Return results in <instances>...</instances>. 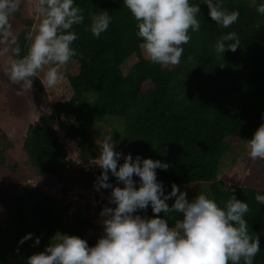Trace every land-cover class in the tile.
Returning a JSON list of instances; mask_svg holds the SVG:
<instances>
[{
	"label": "trees",
	"instance_id": "1",
	"mask_svg": "<svg viewBox=\"0 0 264 264\" xmlns=\"http://www.w3.org/2000/svg\"><path fill=\"white\" fill-rule=\"evenodd\" d=\"M223 2L229 10L239 11L238 21L227 29L212 21L203 0H190L200 6V30L189 31L191 40L182 45L178 65L161 67L144 55L140 47L143 41L136 35L137 22L123 0H74V5L84 10L85 19L72 29L78 36L72 44L77 54L66 69H61L71 96L42 111L29 124L21 142L24 167L58 181L60 195L29 183L13 193L0 180V205L4 207L0 215V264H27V257L43 251L57 233L77 235L89 246L96 244L100 236L88 234L92 226L90 205L72 203L67 196L78 187L95 189L102 170L86 167L98 157L94 137L110 135L116 151L130 153L133 159L139 155L170 165L167 170L156 169L166 194L173 183L179 188L189 184L192 198L203 192L223 207L232 195L230 188H234L237 199L249 205L245 215L249 232L259 237L260 251L254 264H264V204L255 200L257 194L264 195V188L225 186L219 178L221 160L231 157L233 146L238 148L234 144L250 140L264 123V15L256 11L264 0ZM101 10H107L110 25L94 37L91 17ZM19 15L17 11L12 17ZM23 21L26 28L16 35L21 57L27 52L26 35L33 20ZM229 31L237 33L239 47L235 52L217 54L216 40ZM33 84L42 87L39 78H34ZM68 139L75 142V158L69 154ZM7 146L0 138V171L8 168ZM133 179L139 187V177L134 174ZM109 180L123 187L111 173ZM55 182L48 187L56 189ZM98 192L110 196L111 189ZM167 203L171 207L174 198ZM99 212L97 206L96 214ZM137 214L155 215L150 205ZM159 215L170 226L182 218L180 213ZM27 233L33 234L32 239L19 244ZM36 237L40 243L34 247Z\"/></svg>",
	"mask_w": 264,
	"mask_h": 264
},
{
	"label": "clouds",
	"instance_id": "2",
	"mask_svg": "<svg viewBox=\"0 0 264 264\" xmlns=\"http://www.w3.org/2000/svg\"><path fill=\"white\" fill-rule=\"evenodd\" d=\"M212 21L222 28H230L238 21L239 11L229 10L223 0H203ZM21 0H0V56L8 55L5 72L9 80L31 91L33 79L44 87L54 88L63 80L62 68L76 55L72 47L78 39L72 31L85 17L84 10L74 0H36L34 10L40 19L26 35L27 52L20 56L21 47L12 30L10 18L19 10ZM130 10L142 39L144 55L161 67L175 66L183 54L182 45L191 40L189 31L199 32V5L190 0H123ZM264 15V2L256 6ZM107 10L91 17L90 31L99 37L110 25ZM240 39L235 31L222 34L216 40L214 51L222 55L226 50L235 52ZM95 164L101 168L94 188L111 189L106 204L99 213L103 234L94 246L77 236L57 233L49 239L43 251L27 257V264H254L260 251L258 235L249 232L245 215L249 205L232 195L219 206L214 199L198 192L191 200L186 191L175 183L167 194L157 180L156 169L167 170L168 163L151 158L133 159L115 150L112 135L99 144ZM250 157L264 160V123L247 140ZM123 156V163L118 161ZM109 173L123 184L113 185ZM139 177V187L133 176ZM174 198L169 206L167 201ZM258 205L264 204V195L257 194ZM109 205H115L111 207ZM151 206L155 214L149 218L137 214ZM180 213L181 219L170 226L160 213ZM33 234L21 237L19 244L32 239ZM40 243L36 237L33 246ZM18 252L19 249H16Z\"/></svg>",
	"mask_w": 264,
	"mask_h": 264
},
{
	"label": "rangeland",
	"instance_id": "3",
	"mask_svg": "<svg viewBox=\"0 0 264 264\" xmlns=\"http://www.w3.org/2000/svg\"><path fill=\"white\" fill-rule=\"evenodd\" d=\"M35 3L36 0H21L18 10L20 15L10 18L14 35H17L23 28H26L23 19L28 18L33 20L32 24H30V30H33L38 23L40 17L34 10ZM7 61L8 55L0 56V138L5 143H8L5 152L8 168L0 171V180L4 182L5 188L13 193L20 192L21 187L29 183L32 186L40 185L44 189H49L54 196H58L60 195L57 189L60 186L58 181L55 182L50 178L35 175L24 167L25 155L21 150V142L29 124L37 120L42 111H49L53 103L68 99L71 96L67 79L63 74V80L54 88L44 87L41 83V88L33 84L31 91H23L20 85L13 84L9 80L5 72ZM128 67L129 65L126 64L125 70ZM38 78L42 80L43 74L41 73ZM100 138L94 137V141H97L95 150L98 155L100 151L99 144L103 141V138ZM66 141L69 154L72 158H75L77 154L75 142L69 139ZM234 145H238V148L233 146L234 152L230 154L231 157L227 155L228 157L221 160L222 167L219 178L224 181L225 186L232 184L264 188V161L260 159L253 160L250 157L246 141L240 139ZM233 155L235 156L234 160ZM94 162L95 160L86 166L91 171H94L98 167ZM54 182L56 189L52 190L48 185ZM180 190L186 191L188 199H192L191 191L193 187L191 185H184ZM78 192L84 195L80 196ZM108 197L102 192L88 187H78L69 192L67 198L72 203H88L90 205L89 212L92 226L88 230V234L95 236L103 234L102 218L99 214H96V210L97 206H99L101 211L108 204ZM109 206L115 207V205ZM3 212L4 207L0 205V215Z\"/></svg>",
	"mask_w": 264,
	"mask_h": 264
}]
</instances>
